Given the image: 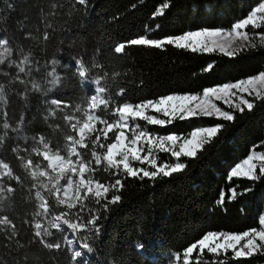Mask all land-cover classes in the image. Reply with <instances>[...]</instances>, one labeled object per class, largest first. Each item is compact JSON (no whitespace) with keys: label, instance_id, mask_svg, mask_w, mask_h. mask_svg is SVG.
<instances>
[{"label":"trees","instance_id":"obj_1","mask_svg":"<svg viewBox=\"0 0 264 264\" xmlns=\"http://www.w3.org/2000/svg\"><path fill=\"white\" fill-rule=\"evenodd\" d=\"M264 0H0V40H7L4 62L0 64V162L7 163L19 181L4 174L0 165V188L11 186L14 191H4L0 196V218L7 216L15 225H0V264H72L71 246L64 244V236L74 237L80 248L84 238L93 247L80 259L89 264H172V252L184 257L187 247L197 243L210 231L243 233L261 227L264 214V175L260 169L254 180L247 176L228 179L230 170L245 160L254 150H264V94L260 97L247 95L253 109L226 107L216 103L234 115L229 122L218 118H176L167 126L147 124L142 118H129V125L140 126L151 134H178L187 138L200 127L223 124L224 127L195 158L181 157L179 162L186 168L171 177L162 173L155 178H129L116 173L102 161L90 175L93 182L111 185L120 179L123 188L115 192L121 200L100 209L91 194L83 201L85 211L81 220L93 213L99 216L100 232L77 229L75 232L62 223L63 231L51 229L47 237L62 244L61 249H47L34 236L35 223L47 226L53 214L65 211L57 204V198L42 185L49 183L47 177L34 179L26 161L31 159L33 168L47 170L48 161L43 144L49 145L51 153L59 151L67 157L68 135H75L65 116H74L71 123L79 127L86 117L76 106L86 107L93 84L81 83L76 62L82 61L89 68L88 79L101 81L109 100L93 114L96 131L85 139L87 148L78 147L81 158L92 160V142L99 136L95 150L103 154L105 146L114 142L120 129L113 128L105 138L102 129L107 123H115L120 113L115 109L124 103L136 106L148 100L166 95L201 94L207 88L233 83L264 73V42L245 46L229 56L226 52L213 50L192 52L190 48H177L164 44L131 45L132 38L161 39L185 34L187 31L208 29H232L234 23L245 19ZM164 3L169 7L163 15L153 13ZM9 4L11 7L9 8ZM159 25V28L156 26ZM264 33V26L255 29ZM45 34L47 39H44ZM124 43L121 53L114 48ZM1 45V44H0ZM23 65L25 73H19L17 65ZM57 61L53 64V61ZM14 62V63H13ZM99 67H92V65ZM206 66H208L207 70ZM55 69L59 81L48 73ZM23 80V83L20 81ZM36 85L37 87H33ZM66 102L70 107L53 105L51 100ZM148 116L166 119L162 113L148 110ZM10 125L9 129L3 127ZM128 129V139L133 138ZM43 137V141L40 138ZM17 151H13V149ZM72 158H76L73 156ZM176 158L169 152L158 153L159 164H174ZM147 170L154 168L146 163L132 161ZM238 195L231 199V189ZM47 199L49 216H38L42 202L36 192ZM55 189H53V192ZM114 189L109 188L111 197ZM224 203H217L220 194ZM83 196V192L81 193ZM100 203H104L101 201ZM92 209L93 212L88 210ZM71 210L68 218L74 219ZM80 222V221H76ZM15 232V235H13ZM143 245L141 251L137 246ZM189 262L179 264H264V247L248 255L235 257L231 249L211 253L198 247L189 254Z\"/></svg>","mask_w":264,"mask_h":264},{"label":"snow or ice","instance_id":"obj_2","mask_svg":"<svg viewBox=\"0 0 264 264\" xmlns=\"http://www.w3.org/2000/svg\"><path fill=\"white\" fill-rule=\"evenodd\" d=\"M79 3L82 5L86 4V0H79ZM10 7L11 4H9V8ZM168 7V3L162 4L156 10V12L153 13V16L163 15L165 9ZM257 13H264V3H260L259 7H256L255 11L251 12V14L248 15L246 19H242L240 22L234 23L232 32H225L221 29L209 30L207 27H205L202 30L187 31L186 34L177 35L174 38L148 39L145 36L132 38L129 43L131 45H152L157 48L162 47L165 43L168 45L174 44L177 48H190L192 52L202 50L206 53L212 52L214 49L219 48L221 52H226L229 56H232L238 49L227 51L228 49L232 48V41L228 38L232 37L236 30L243 29L249 24L256 25L258 19ZM259 19L264 21V16L259 17ZM156 27L159 28V25ZM239 35L245 42L244 44L239 45L240 48H243L248 43L249 38L247 34L244 33H240ZM44 39H47L46 34ZM7 43L8 41L6 39L0 40V44L7 45ZM124 48L125 44L121 43L114 48V51L115 53H121ZM8 51V49H5V52ZM3 62L4 56L0 54V64ZM26 62L27 57H25L21 64L17 65L19 73L26 72V69L23 66ZM52 63L56 64L57 61L54 60ZM92 67H99V65L94 64ZM207 68L208 66H206L205 70H207ZM76 70L79 77L82 78L81 83L93 84L94 88L85 102L86 107L81 109L80 105L76 106L75 111H82L83 115L86 117L84 122L79 127H77V124L71 123V121L74 119V116H65V119L70 122L71 131L75 133V135H68L66 137V140L68 141L66 145L67 157L60 155L59 151L53 152L50 155L51 149L47 144H43V152L37 150V155H42L43 159L49 162L47 167L55 174L52 176L49 175L47 170H36L39 168V165H36L35 168H33V162L31 159L26 161V165L31 169L30 175L34 179L38 177L48 178L49 183L52 184V188H49L48 184H43L42 186L57 198L58 205H63L66 209L65 211H62L58 214H53L51 219L48 220L47 226L41 222H36L34 225V236L38 238V242L42 244L44 248L50 250H59L62 247L60 242H50L47 239V237H51L53 235L51 229L63 231L61 226L62 223L66 225L68 229L73 230V232H75L77 229H87L89 232H95L97 234L100 232V226L97 224L99 219L97 214L93 213V215L87 219V223H84L81 220L80 214L85 211L83 201L88 198L89 194L93 196L95 203L99 205L100 209L105 211L109 210L110 205H114L121 200V197L115 194V192H118L123 188V184L120 179L115 180V182L111 185H105L100 182H93V180L90 178V175L86 177V172L91 174L95 171V169L92 167L93 163L98 167L101 165L102 161H106V165L112 169H115L117 174L122 172L129 178H155L161 173L163 177H171L172 174L178 173L186 168L185 163L179 162L181 157L195 158L197 156L198 150L202 149L213 138H215L224 127L223 124L200 127L190 133V138H182L178 134H166L154 138L152 134L147 133L144 130H140V126L138 124L129 125L128 118H142L147 124L154 126H167L176 118L184 120L187 117H199L201 115L205 118H218L229 122L234 121V115L229 111L221 110V108L217 107L215 104L209 103L208 100L201 101L197 96L194 95H166L159 100H148L145 104H137L135 106V110L131 104L124 103L122 107L115 109V111L120 113V120L124 121L123 123H120L119 121L115 123H107L106 121H102V123L106 124V127L102 129L105 138H107V133L114 127L120 129L114 137V142L108 143L106 146L104 144H100L101 148L106 147V151L103 152V154H98L95 148L100 138L97 136L96 140L92 142L93 147L91 156L93 159L85 162L81 158L78 147H88V145L85 143L86 136L96 131L95 120L100 119L99 117L94 116L93 112L97 107H99L100 104H103L104 107L107 108L109 105V100L104 99L103 94L106 93L107 89L101 85L99 78L94 80L86 78L89 68L85 67L82 61L78 60L76 62ZM48 75L53 77L49 83H58L59 77L56 76L55 69L48 73ZM256 79L257 77H253L252 79L248 80L241 79L237 83H224L222 87L219 88H207L204 90L203 95L205 98H208L210 95L216 94L215 99L222 100L224 104L229 107L243 111V105H246L248 110H252L253 103L246 99H240L239 103H234V98L237 94L232 92V90L239 89L243 93H248L249 89L242 86L252 85ZM258 79L264 81V74H261ZM20 82L23 83V80ZM33 87L37 86L33 85ZM3 91V86L0 85V93ZM261 95V92H256L257 97H260ZM51 103L53 105H57V107H59L61 103L64 104V107H70V105L66 102L58 101L55 98L51 100ZM148 108L154 109L158 114L162 113V115L167 119H160L156 116L145 115V110ZM3 127L5 129H9L10 125L8 123H4ZM126 128H131L134 133L130 143H126L128 137L123 130ZM141 140H143L148 145V154L144 156H142L144 145L141 144L139 147L137 146L138 142ZM40 141H43V137L40 138ZM154 147L161 151L169 152L172 157L176 158L177 162H175L171 167H169L168 164L158 166L154 158L149 160ZM13 151L15 152L17 149L14 148ZM73 156L76 157L75 160L72 159ZM130 158L132 161H148L150 166L155 170L149 171L145 168L133 167L130 164ZM251 159L252 157L249 156L248 159L244 161V164L249 166L243 173L241 172L240 165L234 166L230 170L228 179L238 175H244L254 180L260 179V176L255 174V166L249 164ZM261 159L264 160V156H261ZM0 165H2L5 175L19 181L20 178L12 173L7 163L0 162ZM260 172L261 175H264V167H261ZM64 176H67L66 185L57 187L60 179ZM74 177H78L75 188L73 179ZM110 187L115 190L111 197L108 196ZM53 189H55L54 192ZM4 191L11 193L14 191V189L11 186H9L7 189L0 188V196H2ZM61 192L63 193L62 197ZM82 192L84 194L83 196L81 195ZM36 195L37 197H40L42 201L39 205L40 211H38L36 215L47 218L50 211L48 201L47 199H44L40 196L39 191L36 192ZM237 195L238 193L236 189H231V199H235ZM101 201H104V203H100ZM217 203L221 205L224 203L223 192H221ZM77 205H79V210L75 213H72L74 219L68 218L71 210L77 208ZM88 211L93 212L92 209H89ZM76 221L80 222L78 223ZM260 223L264 224V219H261ZM0 225L10 226L15 229V225L8 219L7 216L0 218ZM13 235H15V232H13ZM221 237H223V243H216V241ZM255 237H258L261 242H264V231H256L253 229L252 231H244L242 235H229L223 232L217 233L210 231L201 239H199L198 245L201 251L208 249V251L211 253H217L220 249H224L225 251L228 249H233L234 256L241 257L248 256L257 248ZM245 238H248L245 244L240 250H237V245ZM64 244L71 246L74 244V241L73 239H69L68 235L66 234L64 236ZM137 247L141 251L143 250V245H138ZM260 247H264V243H262ZM196 248L197 243H193L191 246L187 247L186 251L184 252L185 262L187 261L188 255L193 253L194 249ZM85 249L87 250V253H92L94 250L93 247L87 242L86 238H84V242L78 250L73 249L71 251L70 260L72 261V264H76L77 258H82L85 255L83 251ZM244 249H247V251H244ZM176 259H180L179 255L176 256ZM79 264H86V260L80 259Z\"/></svg>","mask_w":264,"mask_h":264},{"label":"rangeland","instance_id":"obj_3","mask_svg":"<svg viewBox=\"0 0 264 264\" xmlns=\"http://www.w3.org/2000/svg\"><path fill=\"white\" fill-rule=\"evenodd\" d=\"M262 3H264V2H262ZM257 7H259V5L257 6ZM253 11H255V9L253 10ZM252 11V12H253ZM251 14V13H250ZM249 14V15H250ZM261 16H264V13H257V22H256V25H253V24H249V25H247V26H245L243 29H240V30H236V32L233 34V36L232 37H229L228 39H230L231 41H232V48H230V49H228L227 51H233L234 49H241L240 47H239V45H241V44H244L245 42L243 41V39L241 38V36L239 35L240 33H244V34H247V36H248V43L246 44V46H249V45H255L256 43H263L264 42V33H262V32H256L255 31V29H257V28H259V27H261V26H264V21H262V20H260L259 19V17H261ZM247 18V17H246ZM245 18V19H246ZM238 22H240V21H238ZM258 25V26H257ZM209 30H216V29H209ZM221 30H223V31H225V32H232V30H233V28L232 29H221ZM186 34V33H185ZM175 37V36H174ZM174 37H168V38H174ZM4 47H5V45H3V44H1L0 45V54L1 53H3V52H5V50H4ZM214 50H219V48H216V49H214ZM237 51V50H236ZM261 74H264V73H261ZM261 74H259V75H256V76H252V77H249V78H246V79H244V80H248V79H252L253 77H257V79L255 80V82L252 84V85H244V86H242V87H245V88H248L249 89V92L248 93H243V92H241L239 89H233L232 90V92H234V93H236L237 95H236V97L234 98V103H239V101H240V99H246V100H248L249 101V99L247 98V95H252V96H256V92H261L262 93V95L264 94V81H261L260 79H258V77L261 75ZM237 82H239V81H237ZM237 82H233V83H237ZM219 87H222V85H219V86H215V87H212V88H219ZM175 95H177V94H175ZM182 95H194V96H197L201 101H204V100H208V102L209 103H213V104H215L217 107H219V108H221V110H224V111H228L227 109H225V108H223V107H221V106H219L216 102L218 101L217 99H215V96H216V94H212V95H210L208 98H205L204 97V95H203V93H201V94H182ZM160 99V98H159ZM159 99H157V100H159ZM155 101V100H154ZM220 101H222V100H220ZM147 101H145V102H143V103H141V104H145ZM250 102V101H249ZM222 103L224 104V102L222 101ZM132 105V104H131ZM225 105V104H224ZM133 106V109L135 110V106L134 105H132ZM226 107H229V106H227V105H225ZM243 107H247L246 105H243ZM233 108V107H232ZM148 110H154V109H152V108H148V109H146L145 110V115H148ZM230 112V111H229ZM231 113V112H230ZM166 118V117H165ZM167 119V118H166ZM120 123H123L124 121H122V120H118ZM130 121H129V118H128V124H130L129 123ZM95 124H96V120H95ZM128 129L129 128H126V129H123L124 131H125V134H126V136L128 137ZM196 130V129H195ZM147 133H149V132H147ZM151 134V133H150ZM88 136V135H87ZM86 136V137H87ZM152 136L155 138V137H158V136H160V135H158V134H152ZM187 138H190V136L189 137H187ZM130 141L131 140H129V139H127L126 140V143H130ZM141 144H143L144 145V147H143V151H142V156H144V155H147L148 154V145L143 141V140H141V141H139L138 142V144H137V146L139 147ZM159 152H161V150H159L158 148H153V150H152V155L149 157V160H151V159H155V162H156V164L158 165V166H163L164 164H159L158 163V153ZM162 152H164V151H162ZM52 153L50 152V155H51ZM249 156H251L252 157V159L249 161V164L250 165H253V166H255V174H256V170L259 168V169H261V167H264V160H262L261 159V156H264V150H254V151H252V153L249 155ZM73 160H75L74 158H72ZM246 159H248V157L246 158ZM245 159V160H246ZM245 160H243V161H241L239 164H237V165H240L241 166V172L243 173L244 171H246L247 170V168H248V166L249 165H245L244 164V161ZM135 162H138V161H135ZM141 164L142 163H146V164H148V165H150L149 163H148V161H143V162H140ZM130 164H131V166H133V167H136V168H144V167H142L141 165H134L133 163H132V160H131V158H130ZM169 165V167H171L173 164H168ZM155 170V169H154ZM153 170V171H154ZM151 171V170H150ZM238 176H244V175H238ZM74 179V188H75V184H76V181L78 180V177H74L73 178ZM66 181H67V176H64V177H62L61 179H60V182H59V184L57 185V187H61L62 185H66ZM62 195H63V193L61 192V197H62ZM261 219H264V214L261 216ZM253 230V229H252ZM252 230H249V231H252ZM256 231H264V224H261V227L260 228H257V229H255ZM217 233H221V232H217ZM223 233H225V232H223ZM226 234H229V235H242L243 233H226ZM68 238L69 239H73V241H74V244L73 245H71V247L73 248V249H79V247H78V245L76 244V241H75V239H74V237L72 236V235H70V234H68ZM248 238H245L244 240H242V241H240L239 242V244L237 245V250H240L241 248H242V246L245 244V242H246V240H247ZM216 243H223V237H221L219 240H217L216 241ZM255 243L257 244V248L254 250V251H252L250 254H252V253H254V252H256L257 250H259V248H260V245L262 244V243H264V242H261L260 240H259V238L258 237H255ZM214 246V245H213ZM197 247L199 248V245H198V242H197ZM200 249V248H199ZM232 251H233V249H231ZM220 251H225L224 249H220V250H218V252H220ZM244 251H247V249H244ZM234 252V251H233ZM249 254V255H250ZM177 255H179V257H180V259L179 260H177L176 259V256ZM171 257H172V259L174 260V262L172 263V264H179L180 263V261L181 260H183L184 261V263H188L189 262V260H190V258H189V255H188V258H187V261L185 262V258L184 257H182L179 253H177V252H172L171 253ZM86 264H89L88 262H86Z\"/></svg>","mask_w":264,"mask_h":264}]
</instances>
